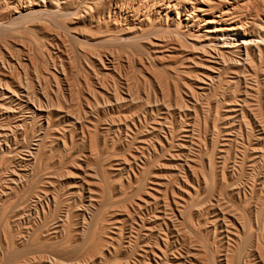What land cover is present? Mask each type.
I'll return each mask as SVG.
<instances>
[{
	"label": "rangeland",
	"instance_id": "1",
	"mask_svg": "<svg viewBox=\"0 0 264 264\" xmlns=\"http://www.w3.org/2000/svg\"><path fill=\"white\" fill-rule=\"evenodd\" d=\"M90 1L0 0V264H263L264 0Z\"/></svg>",
	"mask_w": 264,
	"mask_h": 264
},
{
	"label": "bare ground",
	"instance_id": "2",
	"mask_svg": "<svg viewBox=\"0 0 264 264\" xmlns=\"http://www.w3.org/2000/svg\"><path fill=\"white\" fill-rule=\"evenodd\" d=\"M64 1V0H63ZM81 1V0H80ZM103 0H91L89 3H87V5H85V9H82L84 10L85 13H90V17L92 18V20L94 21V19L96 18V14H94V10L95 8L98 7V5L102 2ZM196 3H203L204 4V1L203 0H195ZM247 1V0H246ZM259 1V0H258ZM261 1V0H260ZM58 2V1H57ZM104 2V1H103ZM205 2L207 3H211V6H209L210 8H213V7H220V11H218L219 13V17L221 16H229L231 14V12L234 10V4L233 2H236V0H205ZM62 3V2H61ZM256 3V2H255ZM56 4V3H55ZM58 4V3H57ZM56 4V5H57ZM262 4V2H261ZM39 5V4H38ZM46 5V4H45ZM155 5V4H154ZM254 6V4H253ZM83 7V6H82ZM176 8V6H174ZM202 7V6H201ZM201 7H199L198 9H196V7L194 6H191V10L188 11V16L190 18H192V14L194 13V11H198V12H202L204 11ZM221 7H224L223 9ZM262 7V6H261ZM58 8V7H57ZM63 8V7H62ZM187 8V7H186ZM43 9V8H41ZM50 9V8H49ZM46 10V8H45ZM113 10V9H112ZM184 10L187 12V10L184 8ZM74 11V10H73ZM111 11V10H110ZM263 11V10H261ZM82 12V11H81ZM81 13V14H84ZM164 12V11H163ZM177 16H178V19H179V13L177 11H175ZM258 12V10H257ZM261 13V12H260ZM15 14V13H14ZM79 14V13H78ZM106 14V13H104ZM111 14V13H110ZM215 14V13H214ZM262 14V13H261ZM80 15V14H79ZM81 16H84V15H81ZM110 16V15H109ZM258 16V15H257ZM142 17V16H141ZM159 17V16H158ZM187 17V16H186ZM188 17V18H189ZM75 18V17H74ZM77 18V17H76ZM79 18V16H78ZM77 18V19H78ZM115 18V17H114ZM119 18V17H118ZM76 19V20H77ZM99 19V18H98ZM117 19V18H116ZM134 19V18H133ZM75 20V19H74ZM101 20V19H100ZM99 20V21H100ZM138 20V19H137ZM188 20V19H186ZM133 21V20H132ZM179 21V20H178ZM205 21L204 25H207L206 26V29L204 31V33H202V36L204 38H208L210 37V44H214V49H212L211 51L213 52V54L217 55L220 60L223 62V63H226V60H225V52L222 50V49H230V48H236V47H239V45H243L244 48H245V56L247 58L250 57V53L248 51V48H247V45L251 42H253V36H251L250 34L246 33L245 31H243L242 29V26H245L247 25L246 23L244 24H241V23H234L232 22V24H224V26L222 28H217L216 26H209V25H212L215 23V16H211V18L207 19V20H203ZM203 23V22H202ZM82 24V23H81ZM112 25V24H111ZM200 25V24H199ZM254 27L257 28L259 31V35L256 36V38H258V40L264 45V19L263 18H260L259 21H254L253 23ZM196 30V29H195ZM61 33H63L61 31ZM58 34V33H57ZM62 36V35H61ZM64 36V34H63ZM58 37V36H57ZM119 37V36H118ZM121 37V36H120ZM252 37V38H251ZM60 38V37H59ZM58 38V39H59ZM65 38V40L67 39L65 36L63 37ZM80 38V37H79ZM61 39V38H60ZM61 41H64L63 39ZM157 41V40H156ZM65 42V41H64ZM63 44V43H62ZM57 45V43H56ZM66 45V44H65ZM80 45V44H79ZM64 46V45H63ZM68 46V45H67ZM218 46H220L221 48H219ZM58 47V46H57ZM82 46L80 45V48ZM84 48V47H82ZM66 49V47L64 48ZM69 49V48H68ZM81 50V49H80ZM113 50V49H112ZM61 51V50H60ZM67 51V50H66ZM69 51V50H68ZM47 52V51H46ZM85 52V51H84ZM203 52V51H202ZM31 54V53H30ZM91 54V53H90ZM89 55V53H88ZM99 55V54H98ZM112 57H113V54H110ZM210 55L212 56V54L210 53ZM91 56V55H90ZM94 56V54H93ZM111 57V58H112ZM94 58H96L94 56ZM93 58V59H94ZM176 59V58H175ZM89 61V60H88ZM99 61V59H98ZM101 62V61H100ZM104 62V60H103ZM109 62V61H108ZM107 62V63H108ZM117 62V60H116ZM2 63V62H1ZM129 63V62H128ZM130 63H131V60H130ZM71 64V63H70ZM149 64V63H148ZM104 65V64H103ZM130 65V64H129ZM13 66V65H12ZM62 66V65H61ZM131 66V65H130ZM144 66V65H143ZM106 67V66H105ZM116 67V66H115ZM132 67V66H131ZM15 68V67H14ZM63 68V67H62ZM107 68V67H106ZM129 68V67H128ZM100 69V68H99ZM105 69V68H104ZM64 70V69H63ZM85 70V69H84ZM145 74V73H144ZM128 75V74H127ZM49 76V75H48ZM96 76H98L96 74ZM99 77V76H98ZM100 79V77H99ZM47 80V79H46ZM104 80V79H103ZM131 80V79H130ZM92 81V80H91ZM100 81V80H99ZM128 81V80H127ZM145 81V80H144ZM98 83V82H97ZM102 83V82H101ZM164 83V82H163ZM71 84V82H70ZM106 87V86H105ZM107 90V89H106ZM168 90V89H167ZM134 93V92H133ZM97 94V93H96ZM135 94V93H134ZM168 100V99H167ZM97 102V101H96ZM140 102V101H139ZM147 104V103H146ZM197 105V104H196ZM257 211V210H256ZM183 215V214H182ZM235 218V217H234ZM183 219V218H182ZM237 220V219H236ZM196 229V228H195ZM183 230V229H182ZM251 232V231H250ZM187 234V233H186ZM234 234V233H233ZM236 234V233H235ZM190 235H191V232H190ZM189 236V235H188ZM257 237V236H256ZM258 238V237H257ZM242 240V239H241ZM258 241V240H257ZM234 242V241H233ZM259 242V241H258ZM262 242V241H261ZM227 243V242H226ZM257 244V243H256ZM256 246V245H255ZM260 246V245H259ZM256 248V247H255ZM259 247H257L258 249ZM256 249V251H257ZM242 250L243 248H240L236 255H233L232 258H230L229 256L225 257V262L226 264H240V260H241V253H242ZM249 250V249H248ZM263 250V249H262ZM201 251V250H200ZM250 252V251H249ZM259 252V250H258ZM228 253V252H227ZM264 253V252H263ZM194 254V253H193ZM232 254V253H231ZM248 254V253H247ZM258 254H261L260 252ZM195 255V254H194ZM262 255V254H261ZM264 255V254H263ZM260 256V255H259ZM204 257V256H203ZM262 257V256H261ZM206 258V257H205ZM261 259V258H260ZM207 261V260H206ZM201 262H204V261H201ZM206 263V262H205ZM214 263V262H213ZM264 264V263H263Z\"/></svg>",
	"mask_w": 264,
	"mask_h": 264
}]
</instances>
